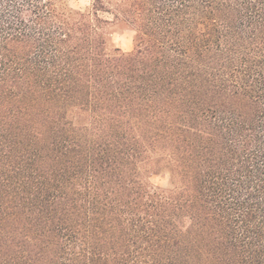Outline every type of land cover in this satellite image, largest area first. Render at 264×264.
Here are the masks:
<instances>
[{
  "label": "trees",
  "instance_id": "obj_1",
  "mask_svg": "<svg viewBox=\"0 0 264 264\" xmlns=\"http://www.w3.org/2000/svg\"><path fill=\"white\" fill-rule=\"evenodd\" d=\"M0 264H264V0H0Z\"/></svg>",
  "mask_w": 264,
  "mask_h": 264
},
{
  "label": "rangeland",
  "instance_id": "obj_2",
  "mask_svg": "<svg viewBox=\"0 0 264 264\" xmlns=\"http://www.w3.org/2000/svg\"><path fill=\"white\" fill-rule=\"evenodd\" d=\"M73 8L77 10H85L92 5L93 0H69ZM106 17H109L106 15ZM134 33L130 30L117 29L113 32L112 40L116 47L121 48L123 51H130L134 48ZM151 182L155 186L167 188L170 184V177L167 174L154 177Z\"/></svg>",
  "mask_w": 264,
  "mask_h": 264
}]
</instances>
